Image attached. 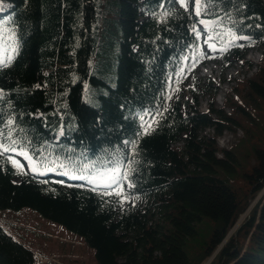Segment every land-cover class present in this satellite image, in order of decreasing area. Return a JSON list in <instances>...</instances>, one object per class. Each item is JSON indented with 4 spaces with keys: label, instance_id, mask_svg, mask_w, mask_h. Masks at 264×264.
Listing matches in <instances>:
<instances>
[{
    "label": "trees",
    "instance_id": "16d2710c",
    "mask_svg": "<svg viewBox=\"0 0 264 264\" xmlns=\"http://www.w3.org/2000/svg\"><path fill=\"white\" fill-rule=\"evenodd\" d=\"M112 1L120 38L110 86L98 68ZM112 1L0 0V57L13 55L0 67V143L16 141L34 170L18 173L12 151L0 149V210L30 209L60 225L95 264H264V193L254 201L264 188V0H201L199 16L194 3ZM199 19L220 48L244 37L234 51L241 62L238 51L262 48L254 73L223 100L228 115L211 103L199 111L193 88L188 101L174 96L190 61L203 59ZM85 87L98 90L96 105L82 99ZM235 128L244 137L215 158L214 138ZM244 151L247 168L237 160ZM108 174L118 187L93 183ZM121 198L149 207L118 210ZM0 264L39 263L0 227Z\"/></svg>",
    "mask_w": 264,
    "mask_h": 264
},
{
    "label": "rangeland",
    "instance_id": "374dc122",
    "mask_svg": "<svg viewBox=\"0 0 264 264\" xmlns=\"http://www.w3.org/2000/svg\"><path fill=\"white\" fill-rule=\"evenodd\" d=\"M103 1L106 2L107 0ZM112 2V7H103L109 21H107L105 25L101 24V28L106 27L107 30L103 33L105 36V39H103L105 41V46L103 48L102 64L98 68L100 77L110 86L114 84V64L117 55V44L120 38L115 11L117 5L114 1ZM186 3L187 8L181 7L179 0H175L174 6L177 9L188 10L191 4H196L195 0H186ZM7 8L8 7H6L4 3L0 2V11L5 13ZM203 28L204 25L198 22L197 29L201 31ZM230 42L233 44L236 43L234 49L216 47V50L210 54V46L214 44L210 42L206 43L201 34L198 45L200 56L205 60V64L211 62L212 65H209L208 69L199 71L197 60L190 61L187 72L182 76L179 89L174 96L180 95L182 99L188 101L191 97L188 88H193L197 94V109L199 111H204L206 105L211 103L213 108L222 109L223 112L228 115L230 111L224 106L223 100H229L230 97L234 99L233 88L237 87L238 81H243L254 73L255 67L258 65L259 56L262 54V48L259 45H252L244 52L238 51V55L242 57V61L248 62L252 66V69L248 70L245 63L241 62L240 59L234 55V51L239 50L243 39L231 37ZM221 80L225 82V85L221 84ZM206 82L210 84L209 89L205 87ZM212 88L214 96L211 99L210 91H212ZM97 92V89L85 87L82 99L91 105H96L94 98ZM200 135L211 138L212 129L204 128L201 130ZM244 135V132L238 128L232 130L226 129L224 132H221L219 137L214 138V142L219 150L215 158L223 159L224 155L220 151H228L242 139ZM258 140L261 141L262 137L258 138ZM253 142H256V140H253ZM180 145V143L175 144V146ZM247 155H249L248 152L244 151L237 157L239 165H243L244 168L248 167ZM13 156V159L20 165V167L15 165L18 173L21 171H32L27 161L20 158V156L16 155L14 152ZM220 176L227 179L229 175L228 173H222ZM112 178L113 175L108 174L94 179L93 183L97 186H108L111 184ZM17 181L18 176L14 178V182ZM263 193L264 188L257 194L254 201L259 199ZM148 201L149 200L146 201L145 198H121L116 204V208L120 210L133 206L135 210L140 211L144 206L149 207ZM155 221H157V216L152 217V223ZM0 224L3 226L5 225L4 229H7L8 232L17 238L19 243L23 244L33 255L39 257L41 260L50 258L48 264H95L93 251L86 247L81 240L67 232L60 225L41 218L30 209H20L17 211L0 210ZM210 260L203 264H208ZM38 263L46 264L40 261H38Z\"/></svg>",
    "mask_w": 264,
    "mask_h": 264
},
{
    "label": "snow or ice",
    "instance_id": "6c2138e0",
    "mask_svg": "<svg viewBox=\"0 0 264 264\" xmlns=\"http://www.w3.org/2000/svg\"><path fill=\"white\" fill-rule=\"evenodd\" d=\"M179 3L181 5V7L187 8L186 0H179ZM195 3L197 6L196 7V14H197V16H199L201 14L202 9L205 8V5L201 3V0H195ZM200 23L206 24L207 22L201 20ZM212 23H215V22H212ZM193 31L196 34L197 38H199L200 33L195 29V26H193ZM239 38L243 39L244 37H239ZM209 39H211V37ZM12 53L15 54L16 49H12ZM12 59H13V55H8V54H5L3 57H0V67H8L9 64L11 63ZM12 123H13L12 120L8 121V125H11ZM150 127H151V125H149L148 127H145L144 132L147 133L148 129ZM4 135L5 134H4L3 130H0V136H4ZM10 137H11V129H9V131L7 133V138H10ZM15 143H16V141H14V140L11 141V144H9V145H5L3 143H0V149H3L4 152H7V151L15 152L16 151V148L14 147ZM20 154L25 155L27 158V154L23 150H21ZM12 163L15 164L17 167H20L19 163L15 159L12 160ZM123 178L127 179V173L124 174ZM112 184H115L118 187L119 181L114 177L112 180ZM109 187H111V185H109ZM117 194H119V193H117Z\"/></svg>",
    "mask_w": 264,
    "mask_h": 264
},
{
    "label": "bare ground",
    "instance_id": "6f19581e",
    "mask_svg": "<svg viewBox=\"0 0 264 264\" xmlns=\"http://www.w3.org/2000/svg\"><path fill=\"white\" fill-rule=\"evenodd\" d=\"M16 153V155H18V156H20V158H22L23 160H25V161H27L28 163H29V165H30V169H31V166H32V162H31V160H30V158L27 156V158H26V156L25 155H21L19 152H15ZM243 216V215H242ZM241 216V217H242ZM245 216V215H244ZM243 216V217H244ZM243 219V218H242ZM241 219V220H242ZM241 222V221H240ZM240 222H239V224H240ZM0 226L2 227V228H5L2 224H0ZM233 230H234V228L232 229V231H230V234L233 232ZM6 231H8L7 229H6ZM50 259V258H49ZM48 264V263H47Z\"/></svg>",
    "mask_w": 264,
    "mask_h": 264
},
{
    "label": "water",
    "instance_id": "95a60500",
    "mask_svg": "<svg viewBox=\"0 0 264 264\" xmlns=\"http://www.w3.org/2000/svg\"><path fill=\"white\" fill-rule=\"evenodd\" d=\"M250 208V207H249ZM246 214V213H245ZM244 214V215H245ZM243 215V216H244ZM243 216L239 219V221H237L236 223H235V225H234V230L238 227V225H239V222L241 221V219L243 218ZM231 231V230H230ZM230 231L228 232V234H227V236H226V238H228V236L230 235Z\"/></svg>",
    "mask_w": 264,
    "mask_h": 264
},
{
    "label": "built area",
    "instance_id": "2783aa9c",
    "mask_svg": "<svg viewBox=\"0 0 264 264\" xmlns=\"http://www.w3.org/2000/svg\"><path fill=\"white\" fill-rule=\"evenodd\" d=\"M37 259H38V261H40V262H45V263L49 262V258L46 259V260H45V259H42V260H41L40 258H37Z\"/></svg>",
    "mask_w": 264,
    "mask_h": 264
}]
</instances>
